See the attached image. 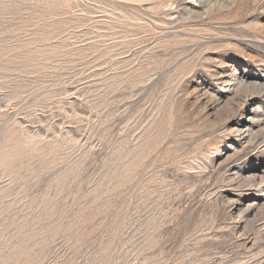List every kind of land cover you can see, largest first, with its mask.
I'll use <instances>...</instances> for the list:
<instances>
[{
	"label": "rangeland",
	"instance_id": "374dc122",
	"mask_svg": "<svg viewBox=\"0 0 264 264\" xmlns=\"http://www.w3.org/2000/svg\"><path fill=\"white\" fill-rule=\"evenodd\" d=\"M0 264H264V0H0Z\"/></svg>",
	"mask_w": 264,
	"mask_h": 264
},
{
	"label": "bare ground",
	"instance_id": "6f19581e",
	"mask_svg": "<svg viewBox=\"0 0 264 264\" xmlns=\"http://www.w3.org/2000/svg\"><path fill=\"white\" fill-rule=\"evenodd\" d=\"M177 6V5H176ZM229 80V79H228ZM249 133V132H248ZM245 134V133H244ZM247 134V133H246ZM257 142V141H256ZM257 152V151H256ZM256 155V154H255ZM250 169H248L247 171H249ZM247 173V172H246ZM250 174V173H249ZM256 174V173H255ZM257 176V175H256Z\"/></svg>",
	"mask_w": 264,
	"mask_h": 264
}]
</instances>
